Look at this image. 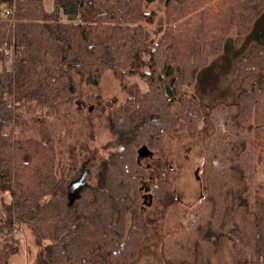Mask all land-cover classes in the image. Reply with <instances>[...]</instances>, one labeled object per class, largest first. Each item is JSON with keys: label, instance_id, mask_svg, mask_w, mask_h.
Returning a JSON list of instances; mask_svg holds the SVG:
<instances>
[{"label": "trees", "instance_id": "16d2710c", "mask_svg": "<svg viewBox=\"0 0 264 264\" xmlns=\"http://www.w3.org/2000/svg\"><path fill=\"white\" fill-rule=\"evenodd\" d=\"M154 1L54 0L47 10L43 0H0V193L9 198L0 264L18 252L14 232L24 227L36 245L31 264H129L149 229L143 210L178 202L171 166L141 194L140 148L163 154V139L180 129L206 139L199 122L219 116L234 133L220 147L221 173L209 169L207 155L198 171L208 217L192 243L180 245L184 253L164 255V264H215L211 255L224 242L232 264H264V38L243 44L255 26L252 36L264 30V0H164V27L153 41L147 25L156 12L145 8ZM231 46L245 51L227 101L224 91L207 106L187 97L183 88L209 56ZM106 70L126 94L106 118L114 150L99 185H85L69 203L68 185L89 176L98 154L93 114L75 107V77L97 88ZM129 75L146 87L126 83ZM89 98L104 109L98 90Z\"/></svg>", "mask_w": 264, "mask_h": 264}, {"label": "rangeland", "instance_id": "374dc122", "mask_svg": "<svg viewBox=\"0 0 264 264\" xmlns=\"http://www.w3.org/2000/svg\"><path fill=\"white\" fill-rule=\"evenodd\" d=\"M53 3L54 0H43L47 10L52 8ZM145 9L156 12L155 22L147 25L151 40L155 41L160 30L164 27V0H155L149 3ZM252 22L255 20L253 19ZM255 28L257 27L255 26L253 30ZM251 31L243 37V44L259 43L258 38L260 36L264 38V30L253 36ZM235 33L233 29L228 36L234 38ZM261 46L264 47L262 44ZM244 51L243 46H231L219 54L209 56L208 65L200 69L195 83L183 88L185 95L193 96L201 106H207L213 102L214 95L224 91L221 98L227 101V94L232 89L230 82L234 78L235 71L233 70L236 60ZM147 58L148 54L144 53L143 59ZM78 81L79 78L75 77L78 86L75 94V107L77 106L83 114L88 109L92 112L95 139L90 143V146L98 150L96 159L87 166L92 169L84 181L85 185L96 187L101 182L103 159L114 150L112 146H109L113 136L108 128L106 118L109 112L116 109L125 100L126 94L110 70H106L102 74L97 88ZM125 82L137 83L142 89L146 87L144 80L138 75L127 76ZM96 90L100 92L104 102L103 110L96 107L97 105L95 106L89 98L90 94ZM214 114L213 112L211 115ZM229 124L221 116L206 124L201 121L198 128L207 125L208 137L206 139H203V134L191 137L185 129H180L163 139V154L157 150H154L153 153H141L140 164L147 172L146 177L140 182L143 187L141 194L149 195L151 192L148 191L149 187L158 181V175L171 166L174 169L171 182L178 202L165 210L162 207L156 211L150 207L143 210L144 219L149 229L129 264H164V255L171 258L179 256L184 253L180 245L192 243L196 237L197 226L206 220L209 214V205L201 198L202 187L198 171L206 161L205 156L207 155L209 169L213 173H221L223 164L219 157L220 147L227 141V139L225 140L226 135L234 133ZM106 146L107 148L104 149ZM258 178L264 179V165L260 166ZM8 200L7 195L0 193V219L7 218L5 205ZM241 217L242 215L237 214L235 218L239 220ZM14 233L20 238V245L18 252L9 259V264H31L36 253V245L30 231L24 227ZM163 235L165 245L162 247ZM211 256V260L215 264H232V251L226 242L220 245L219 249Z\"/></svg>", "mask_w": 264, "mask_h": 264}, {"label": "water", "instance_id": "95a60500", "mask_svg": "<svg viewBox=\"0 0 264 264\" xmlns=\"http://www.w3.org/2000/svg\"><path fill=\"white\" fill-rule=\"evenodd\" d=\"M140 151L141 153H143L144 147H141ZM85 177H86V171H83L76 180H74L68 185L67 191L69 196V203H72L73 200L78 196L79 191L83 187H85V181H84Z\"/></svg>", "mask_w": 264, "mask_h": 264}, {"label": "built area", "instance_id": "2783aa9c", "mask_svg": "<svg viewBox=\"0 0 264 264\" xmlns=\"http://www.w3.org/2000/svg\"><path fill=\"white\" fill-rule=\"evenodd\" d=\"M9 12L10 10H8L6 13H9ZM6 62H10V56L8 53L6 54Z\"/></svg>", "mask_w": 264, "mask_h": 264}]
</instances>
